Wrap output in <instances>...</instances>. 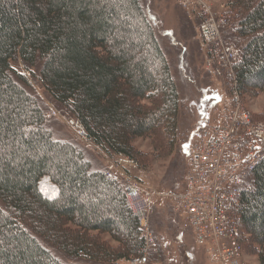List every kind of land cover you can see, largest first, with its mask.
<instances>
[{"label": "trees", "instance_id": "16d2710c", "mask_svg": "<svg viewBox=\"0 0 264 264\" xmlns=\"http://www.w3.org/2000/svg\"><path fill=\"white\" fill-rule=\"evenodd\" d=\"M229 7L239 17L235 86L244 95L264 88V0ZM17 56L29 73L38 68L51 102L93 144L139 163L133 141L169 137L179 105L140 1L0 0V264H63L50 247L102 263L138 255V203L78 147L55 138L45 107L11 65ZM44 177L56 187L52 197L40 189ZM238 200L240 245L264 264V156Z\"/></svg>", "mask_w": 264, "mask_h": 264}, {"label": "rangeland", "instance_id": "374dc122", "mask_svg": "<svg viewBox=\"0 0 264 264\" xmlns=\"http://www.w3.org/2000/svg\"><path fill=\"white\" fill-rule=\"evenodd\" d=\"M139 1L167 60L177 88L179 105L176 126L169 137L162 135L160 140V133L154 132L150 136L133 141L135 150L138 152L136 157L139 165L137 169H131L128 175L133 185L139 182L145 187L156 188L159 193L173 192L183 187V175L188 166L183 152L193 131L204 115L208 113L213 116L212 111L221 99L219 96L227 97V92L231 89V79L226 71H222V75H212L200 47L196 21L178 3V0ZM204 1L214 16H225L230 26L226 42L240 50L242 41H237L235 34L232 33L239 17L230 9V0ZM11 65L18 74L27 79L24 85L26 90L41 102L47 113L53 111L56 114L60 113V109L51 102L40 84L36 66L29 68V73L18 56L11 61ZM241 100L246 110L250 112L252 120H264V88L241 94ZM47 125L55 138L68 141L78 147L89 160L92 169L108 172L126 190L129 184L125 182L123 176L119 175L118 167L115 165V153H106L93 143L80 142L60 118L50 116ZM39 186L48 197L54 196L57 192L48 178H42ZM130 198L135 201L134 198ZM140 202L138 201L137 207L141 216L139 230L141 220L144 217L147 218L149 231L155 241L153 247L150 245L151 248L147 249V264H208L203 247L197 243L191 230L183 228V218L173 210L171 200L155 196L148 204ZM106 237L103 235L101 238ZM114 244L116 243L111 242V245ZM49 249L63 264H126L127 262V259L126 262L122 259L102 263L81 256L70 258L52 247ZM249 251L251 248L246 246L244 253L246 263L258 264L257 256Z\"/></svg>", "mask_w": 264, "mask_h": 264}, {"label": "built area", "instance_id": "2783aa9c", "mask_svg": "<svg viewBox=\"0 0 264 264\" xmlns=\"http://www.w3.org/2000/svg\"><path fill=\"white\" fill-rule=\"evenodd\" d=\"M178 2L197 22L200 47L212 75L226 71L231 89L213 116L207 113L201 118L191 136L185 149L188 168L182 189L159 193L139 182L133 185L128 174L138 168V163L124 154L115 155V165L129 184L128 192L142 203H150L155 196L172 201L173 210L182 216L184 227L203 246L211 264H241L236 208L250 171L264 156V120H252L241 100V91L235 86L234 67L241 54L226 42L230 26L225 16H214L204 0ZM51 115L60 118L80 141L89 142L83 124L68 112L53 111ZM140 225L143 248L138 256L127 260L128 264H147V249L155 243L147 218Z\"/></svg>", "mask_w": 264, "mask_h": 264}]
</instances>
